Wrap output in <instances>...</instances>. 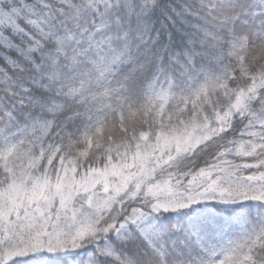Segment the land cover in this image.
<instances>
[{"label":"snow or ice","instance_id":"1","mask_svg":"<svg viewBox=\"0 0 264 264\" xmlns=\"http://www.w3.org/2000/svg\"><path fill=\"white\" fill-rule=\"evenodd\" d=\"M0 264H264V0H0Z\"/></svg>","mask_w":264,"mask_h":264}]
</instances>
